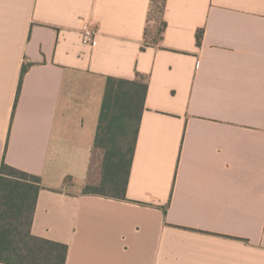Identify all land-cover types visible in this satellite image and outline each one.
<instances>
[{"label": "crops", "instance_id": "obj_1", "mask_svg": "<svg viewBox=\"0 0 264 264\" xmlns=\"http://www.w3.org/2000/svg\"><path fill=\"white\" fill-rule=\"evenodd\" d=\"M112 77L149 84L124 201L83 195ZM3 163L66 264H264V0H0Z\"/></svg>", "mask_w": 264, "mask_h": 264}, {"label": "trees", "instance_id": "obj_2", "mask_svg": "<svg viewBox=\"0 0 264 264\" xmlns=\"http://www.w3.org/2000/svg\"><path fill=\"white\" fill-rule=\"evenodd\" d=\"M153 6L162 14L164 3ZM162 31L160 28L159 32ZM202 39L203 31H200L198 45ZM26 72L25 66L20 88ZM148 87L142 77L136 80L108 79L95 139V149L102 154L100 178L96 182L90 180L83 195L126 200ZM42 189L39 177L3 163L0 175V264L67 263L68 245L32 233Z\"/></svg>", "mask_w": 264, "mask_h": 264}, {"label": "built area", "instance_id": "obj_3", "mask_svg": "<svg viewBox=\"0 0 264 264\" xmlns=\"http://www.w3.org/2000/svg\"><path fill=\"white\" fill-rule=\"evenodd\" d=\"M99 29L90 23H85L82 27L83 43L86 45H94L98 36Z\"/></svg>", "mask_w": 264, "mask_h": 264}, {"label": "rangeland", "instance_id": "obj_4", "mask_svg": "<svg viewBox=\"0 0 264 264\" xmlns=\"http://www.w3.org/2000/svg\"><path fill=\"white\" fill-rule=\"evenodd\" d=\"M161 17H162L161 13H157L156 11L153 13L152 26H155V28H152V33L155 34L153 39H155V38L159 39L160 38L159 28L161 27V24H162V18Z\"/></svg>", "mask_w": 264, "mask_h": 264}]
</instances>
